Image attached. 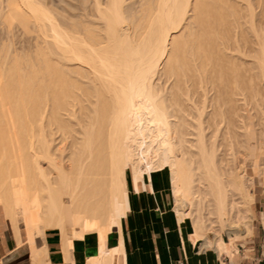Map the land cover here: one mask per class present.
Returning <instances> with one entry per match:
<instances>
[{
  "label": "bare ground",
  "instance_id": "1",
  "mask_svg": "<svg viewBox=\"0 0 264 264\" xmlns=\"http://www.w3.org/2000/svg\"><path fill=\"white\" fill-rule=\"evenodd\" d=\"M77 1L68 19L54 0H0L5 31L39 38L28 58L0 44L3 234L8 221L30 264H52L48 229L66 259L76 238L94 236L88 264H118L123 248L106 242L127 213L128 170L138 186L168 168L193 241L233 256L258 216L264 226V32L253 4ZM53 132L69 141L67 163Z\"/></svg>",
  "mask_w": 264,
  "mask_h": 264
},
{
  "label": "crops",
  "instance_id": "2",
  "mask_svg": "<svg viewBox=\"0 0 264 264\" xmlns=\"http://www.w3.org/2000/svg\"><path fill=\"white\" fill-rule=\"evenodd\" d=\"M147 177L137 186L129 176V205L121 219V232L116 229L108 234V248H123L118 264H222L226 256L233 264H264V226L255 227L254 239L237 240L238 250L233 256L203 249L202 241H193L190 225L177 217L170 170L154 171ZM262 205L258 208L261 213ZM6 234L0 230V257L4 264H29L27 252L17 250L14 237ZM223 237L229 240L226 232ZM46 243L52 264H88V259L99 253L95 237L87 236L74 240L72 260L66 259L57 229L46 231Z\"/></svg>",
  "mask_w": 264,
  "mask_h": 264
},
{
  "label": "rangeland",
  "instance_id": "3",
  "mask_svg": "<svg viewBox=\"0 0 264 264\" xmlns=\"http://www.w3.org/2000/svg\"><path fill=\"white\" fill-rule=\"evenodd\" d=\"M54 1H55V4H54L53 8H54L55 11L58 12L59 16H63V18L65 17V18H68V19H74V17L70 18L71 17L70 13H71V11H73L72 10L73 8L71 7V4L72 3L73 4H78L77 0H54ZM249 1L253 4V6L255 8V12H256V14H255V29H256V32H264V18H263L264 17V9H263L264 8V4L258 3V0H249ZM242 4H244V3L242 2ZM88 5H91V1H90V3L88 2ZM1 21L2 20L0 18V22ZM1 23H0V44L5 42L8 45H10L11 52L14 51L12 54H14L15 56H17V55L22 56V57L24 56V58H28V56H30V55H31V57L33 55L35 56V51H36L35 49L37 48V45L39 44V38H35L37 36L38 32H33L32 34L28 32L29 33L28 34L27 32L24 31V29H21L22 28L21 26H19V25L16 26L15 25L16 27L14 26L12 28L11 32L9 33V32L4 30V28H3L4 26ZM249 24L250 23H248L247 25L245 24V27L248 28V32H254L253 30L250 31V25ZM237 32H241V29L238 28ZM6 33H7V35H6ZM1 46L3 47V44ZM8 48H9V46H8ZM26 55H28V56H26ZM245 59H250V57L249 58L246 57ZM247 61L249 62L251 60H247ZM195 101H197L196 98H195ZM53 134H54L53 136H52V134H50V136H52V138H53V146H54L55 154L59 158L64 157V162L67 163L69 161L67 155L70 153V149H68V146H67L69 141H66V142L64 141V142L61 143V141H62L61 136H57V135H60V134H58V133L55 134V132H53ZM64 143H66V144H64ZM62 146H65L67 148L62 147ZM129 176H131V170L130 169L128 170V184H129ZM257 197H258V202L259 203L260 202L261 203L264 202V187H262V186L258 187ZM255 221H256L255 222L256 227L260 224V227L263 228V224H262V221L260 220L259 216H258V218H256ZM4 229H5V233H7V235H12L14 237L16 245H17V240H16L14 234L12 233L11 226L8 223V221L6 222ZM0 230H1V228H0ZM259 231H260V229H259ZM223 235L225 236V232H223ZM255 236H257L256 231L251 236H248L246 238H242L240 236V237H238L237 240H244V241L246 239H248V240L251 239L252 240V239L255 238ZM22 237H24V235ZM260 237H261V234H260L259 238ZM37 242L39 244L40 243V239H37ZM261 243H262V241H261ZM19 246L20 245H17V250L26 247V245L21 246V247H19ZM28 259H29V264H30V258L28 257Z\"/></svg>",
  "mask_w": 264,
  "mask_h": 264
},
{
  "label": "built area",
  "instance_id": "4",
  "mask_svg": "<svg viewBox=\"0 0 264 264\" xmlns=\"http://www.w3.org/2000/svg\"><path fill=\"white\" fill-rule=\"evenodd\" d=\"M222 264H233L232 261L229 259L228 256L225 257V261Z\"/></svg>",
  "mask_w": 264,
  "mask_h": 264
}]
</instances>
